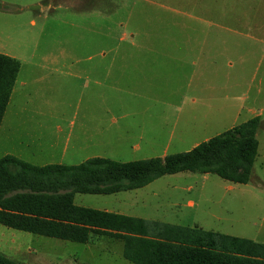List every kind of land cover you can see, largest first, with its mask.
I'll use <instances>...</instances> for the list:
<instances>
[{
  "label": "rangeland",
  "instance_id": "1",
  "mask_svg": "<svg viewBox=\"0 0 264 264\" xmlns=\"http://www.w3.org/2000/svg\"><path fill=\"white\" fill-rule=\"evenodd\" d=\"M2 1L13 8L0 9V52L21 62L4 126L24 122L17 130L29 135L0 134V158L7 151L42 153L50 139L38 136L46 131L35 128L39 122L64 127L54 155L71 165L93 156L127 162L187 151L259 115L247 183L183 171L136 190L76 193L74 201L264 242V0ZM133 74L145 83L134 97L125 91ZM118 99L122 104L112 107L119 123H163L162 135L139 141L138 150L136 137L124 133L81 149L79 122L108 119L102 107ZM131 99L142 108L119 117ZM123 250L111 236L83 243L0 223V253L21 264H135Z\"/></svg>",
  "mask_w": 264,
  "mask_h": 264
},
{
  "label": "trees",
  "instance_id": "2",
  "mask_svg": "<svg viewBox=\"0 0 264 264\" xmlns=\"http://www.w3.org/2000/svg\"><path fill=\"white\" fill-rule=\"evenodd\" d=\"M13 6L0 0V9ZM19 59L0 52V125L20 71ZM256 115L192 149L121 162L91 157L79 164L36 165L12 154L0 158V223L36 234L89 243L111 236L135 264H264V242L78 205L76 193L112 194L144 187L183 171L216 173L247 183L259 149ZM0 264H21L0 253Z\"/></svg>",
  "mask_w": 264,
  "mask_h": 264
},
{
  "label": "crops",
  "instance_id": "3",
  "mask_svg": "<svg viewBox=\"0 0 264 264\" xmlns=\"http://www.w3.org/2000/svg\"><path fill=\"white\" fill-rule=\"evenodd\" d=\"M32 22L34 23L35 20H32ZM130 44L132 46H136V47L139 46L138 44H136L133 41L130 42ZM138 79H139V75H137V74L131 75L132 82H130L128 87L125 89V91L129 90V89L132 90V91H126L132 97L137 95V91H135V90H137L138 88H144L143 85L145 83L138 82L137 81ZM97 83L100 84V82H98V81H97ZM130 101L128 103V105H129L128 107H126L127 106L126 105V106H122L119 108V110H118V112L120 113L119 117H122V118L129 117L130 115H134L137 113L136 107L142 108L141 105L140 106L134 105V103H133L134 100L131 99ZM117 103H119L121 105L122 100L118 99V101L116 103H108L107 105L102 107V112H103V114L109 116L108 119L89 120V119H87V116H85L86 119L79 122L78 131L76 133V136L81 141V144H80L81 149L88 148L91 146V144H98V143L100 144L101 142H105V141L110 140V138H112V137L121 136L124 133L125 136L133 134L134 137H136V141L133 144L132 148H134L135 150H138L140 148V145H139L140 142L139 141L146 140V141H151L154 143V142H156L157 137L162 135L163 128H164L163 123L149 124L146 122V123H141L139 125H135V123H131L129 121L124 122V123H119L118 119L114 116L116 113V109H114L112 107V104H117ZM132 105H134V106L132 107ZM149 108H150V105H147L145 110L147 111V110H149ZM179 114H180V111L178 112L177 117ZM4 118H5V115H4L2 123L0 125V134H2L3 137H9L11 135H16V136L17 135L18 136L29 135V133H26L23 131L21 132V131L17 130L19 128L24 127V124H25L24 122L13 121V126H11L10 124H7L6 126H4ZM175 122H176V120L174 121L173 125H170L171 130L169 132V137H171L174 134V129L176 127ZM29 124L31 125V123H29ZM35 128H44L46 131L41 132V134L38 136L39 137H47L50 139L49 144L47 145V147L44 149V151L42 153H37V154L34 152L25 153L21 150H18V151H13V152L7 151V152H5V155L6 154H12V155H15L21 159H24V160H26L30 163L36 164V165H46V164H52V163L62 164L61 160L56 162V160H55L56 158L54 155V149L57 148L56 146L59 143V140L61 138L60 135L62 136L63 133H66V132H64V127L58 123L57 124H51V123L39 122L36 124ZM72 132L73 131H70L67 134V139H69L70 133H72ZM196 144H198V142L194 143V145H196ZM164 151L167 152L166 147L164 148ZM62 153L63 154L61 157L63 158L64 150H62ZM93 157H103V156H93ZM106 158H108V157H106ZM137 189H139V188H137ZM132 190H136V189H132ZM189 203L191 205H193L194 202L192 200H190Z\"/></svg>",
  "mask_w": 264,
  "mask_h": 264
}]
</instances>
